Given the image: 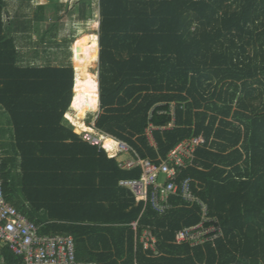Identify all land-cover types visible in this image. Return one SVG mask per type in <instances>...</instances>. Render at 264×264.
I'll list each match as a JSON object with an SVG mask.
<instances>
[{
  "label": "trees",
  "instance_id": "16d2710c",
  "mask_svg": "<svg viewBox=\"0 0 264 264\" xmlns=\"http://www.w3.org/2000/svg\"><path fill=\"white\" fill-rule=\"evenodd\" d=\"M98 6L101 111L93 126L156 163L183 138L202 134L194 165L177 181L191 179L223 236L193 247L174 243L177 230L200 221L198 205L171 196L172 207L158 213L119 184L138 179L141 168H120L64 123L73 67L18 66L0 0V105L22 173L18 190L8 158L2 160L6 199L41 232L72 235L78 260L264 264V0H98ZM87 33L76 36L75 48L89 45ZM149 125L156 147L146 138ZM147 226L158 254L137 240ZM1 256L22 261L3 240Z\"/></svg>",
  "mask_w": 264,
  "mask_h": 264
},
{
  "label": "built area",
  "instance_id": "2783aa9c",
  "mask_svg": "<svg viewBox=\"0 0 264 264\" xmlns=\"http://www.w3.org/2000/svg\"><path fill=\"white\" fill-rule=\"evenodd\" d=\"M175 105L170 103L169 113L174 114ZM165 112V111H161ZM82 138L91 144L107 150L99 137L83 132ZM202 135L191 136L180 141L166 156L157 163L149 158L135 157L118 160L120 168L130 169L135 166L141 168L138 179L120 180L119 184L130 188L135 198L148 200L155 211L163 212L170 207L168 197L178 194L187 204L196 203L200 209L201 219L194 225L183 226L176 231L174 243H188L190 246L213 242L223 236V230L218 219L207 213V204L195 196L190 189V180L176 182L177 168L184 167L193 157L196 147L202 145ZM117 153L129 151L131 148L125 142L117 140ZM108 152V150H107ZM140 182L141 186L131 187L127 182ZM140 187L144 189V197L138 198ZM138 190V191H137ZM134 230L137 222L131 223ZM0 240L8 244L10 250L21 257V262H7L2 256L0 264H98L96 261L78 260L75 242L70 234L43 233L40 226L31 220L26 213L19 210L6 199L2 181V159L0 158ZM144 250H151L158 254L157 239L149 227L137 238Z\"/></svg>",
  "mask_w": 264,
  "mask_h": 264
},
{
  "label": "crops",
  "instance_id": "0c3cea01",
  "mask_svg": "<svg viewBox=\"0 0 264 264\" xmlns=\"http://www.w3.org/2000/svg\"><path fill=\"white\" fill-rule=\"evenodd\" d=\"M14 1L15 0H4V11H3L2 16H3V21H4V30L8 33V36H10L15 43V47H16V51H17V57H16L17 65L18 66H35V67L36 66H69L70 64L68 63L69 62L68 55L65 56L63 54V52L59 51V47H60L59 45H61V44H60L59 39H58L59 33L57 31V28H56L58 22L53 20L54 13L50 12L49 10L44 8L46 5V3H45L46 0H44L43 4H36V5L29 4L28 1H26V0H22L19 5H16ZM24 1H26V5L24 4ZM14 5L16 7H18L20 5H24L26 9L24 11L23 10L20 11V9H16L13 11V10H11V8ZM31 5H33V6H31ZM30 7L33 9L34 12H33V15L29 17V16H27V12H28V8H30ZM41 10H42V13L38 14L37 12L41 11ZM51 15L53 18L50 17ZM6 20H7V22H6ZM96 96H97V100L99 102V95H96ZM169 107H170V104H169ZM174 114H175V109H174ZM174 114L173 115L171 114L172 119L174 118ZM2 116L7 119V121H8L7 123H9V125H10V128L12 130V137H13V129H12V124H11V120L9 118V115L0 105V117H2ZM91 126L93 128H95L93 125H91ZM169 127H172V123L169 124ZM153 128H154V126L149 125L145 129V134H146V138H147L149 144L152 145L153 147H156V141H155L153 133H152ZM96 131L103 134V136L112 137L108 134L101 132L100 130L96 129ZM93 135L96 136V134H93ZM199 135H202V134H199ZM100 136H102V135H100ZM194 136H196V135H194ZM97 137H99V136H97ZM81 138H82V136H81ZM112 138H114V137H112ZM187 138H190V136L185 137L182 140L187 139ZM99 139L102 140L100 137H99ZM114 139H116V138H114ZM178 143H176L170 150H172ZM12 145H13V147L11 149V150H13V151H11L12 154L11 153H4L3 156H5V158H8V166L7 167H8V171L11 175V179H12L11 182L16 187V189L19 190V188H21L20 187V181H21V176H22L21 167H20V156L18 155L14 144H12ZM196 148H195V150H196ZM105 151H106L108 157L115 158L117 160V162H118V160L130 159V158L135 157V152L132 148L129 151L120 152L118 154V156L116 155V157L110 156L109 153L107 152V150H105ZM168 153H167V155H168ZM164 158H166V157H164ZM195 158H196L195 152H193V157L191 158V160L184 167H178L177 168V177H178L179 171H181L182 169H185L189 166L194 165ZM161 159H163V158H161ZM227 170H229V168ZM177 177H176V182L178 183ZM186 179H189L191 182L190 178H185L184 180H186ZM184 180H182L180 183H182ZM180 183H178V184H180ZM141 189H142V192L140 190V194H139V191L137 190L138 191L137 193L139 194L138 198L144 197V189L143 188H141ZM191 192H192V190H191ZM19 194H20V192H19ZM171 196H179V195L178 194H172L168 197V203L170 204V207H168L167 209L172 207V204L169 202V199ZM144 201L149 203L148 200H144ZM190 205H192V204H190ZM150 206H151V204H150ZM151 208H152V206H151ZM167 209H165V210H167ZM158 213H162V212H158ZM40 215L43 218L46 217L44 212H40ZM147 227H149L150 230H152V228L150 226H147ZM147 227H144V229ZM143 230L141 233H143ZM141 233H140V235H141ZM191 247H193V246H191Z\"/></svg>",
  "mask_w": 264,
  "mask_h": 264
},
{
  "label": "rangeland",
  "instance_id": "374dc122",
  "mask_svg": "<svg viewBox=\"0 0 264 264\" xmlns=\"http://www.w3.org/2000/svg\"><path fill=\"white\" fill-rule=\"evenodd\" d=\"M22 0H15V4L19 5ZM28 1L29 4H43L44 0H26ZM26 1H24V4L26 5ZM81 2L84 3V6L82 9L81 7ZM23 3V2H22ZM46 5L45 9L49 10L50 12L54 13V18L52 15L50 17L53 18L56 22H58L56 28L58 31V39L61 45H59V51L63 52V54L66 56L68 55V60L70 66L73 67V71L75 74V69H74V57H75V43L74 40L76 36L81 33V32H89L85 35L84 41L89 42L88 46L89 49H91L92 52L98 53L99 51V46H98V38L96 37V33L98 34L99 31V19H100V14H99V6H98V0H46ZM31 5V6H33ZM62 5V6H60ZM20 9V11H24L26 8L24 5H20L16 7L15 5L11 8V10H16ZM44 9V10H45ZM84 13V17H81L79 15V12ZM33 9L30 7L28 8L27 16H32L33 15ZM46 12V11H45ZM38 14L42 13L41 11L37 12ZM44 14V13H43ZM97 21V26L95 27V23ZM7 22V20H6ZM62 41V42H61ZM98 68H99V60L95 62L93 65L92 69L96 73L97 78H98ZM75 80V77H74ZM74 89L76 90L75 87V81H74ZM84 90H86L88 96L91 94L94 95H99V88L98 84L96 86V90H92L89 88L87 85L83 84L81 86ZM74 90V92H75ZM73 91V90H72ZM97 97V96H96ZM84 105V100L81 101H76L74 99V93H73V101L71 103V106L68 108V111L66 112L64 116V123L67 126H72L74 130V126L72 125L70 118L71 114L74 113H79L81 110V107ZM100 107H99V102H98V109L94 112H86L85 116V122L89 125H93L94 121L97 117V115L100 112ZM7 119L5 117H0V158L3 160L5 158L4 153H11V150L13 145V137H12V130L10 128L9 123H7ZM76 128V127H75ZM77 130V128H76ZM80 133H77L75 130L74 132L77 133L80 136H83V132L77 130ZM117 153V152H116ZM12 154V153H11ZM140 193V192H139ZM17 197H21L19 193H17ZM16 199L17 197L14 196Z\"/></svg>",
  "mask_w": 264,
  "mask_h": 264
},
{
  "label": "bare ground",
  "instance_id": "6f19581e",
  "mask_svg": "<svg viewBox=\"0 0 264 264\" xmlns=\"http://www.w3.org/2000/svg\"><path fill=\"white\" fill-rule=\"evenodd\" d=\"M97 25V22L95 23V26ZM75 87L76 90L74 92V99L76 101H83L84 105L81 107V110L79 113L69 114L71 115L70 121L72 125H74L77 130L81 132H89L92 134H96V136H99L102 140L101 143L107 148L108 153L110 156H115L117 152V140L109 137V136H103V134L96 131L95 128H93L91 125L87 124L85 122V116L86 112H94L98 108V100L96 95L91 94L88 96L86 90L81 88L83 84L87 85L89 88H92V90H96V86L98 83V78L96 73L93 71L92 67L98 60V55L89 49L88 46L83 47H77L75 48ZM86 111V112H85ZM102 135V136H100ZM131 187H138L141 186L140 182H127ZM140 190L142 192V189L140 187ZM139 190V192H140ZM140 194V193H139Z\"/></svg>",
  "mask_w": 264,
  "mask_h": 264
},
{
  "label": "clouds",
  "instance_id": "9594fccd",
  "mask_svg": "<svg viewBox=\"0 0 264 264\" xmlns=\"http://www.w3.org/2000/svg\"><path fill=\"white\" fill-rule=\"evenodd\" d=\"M74 80V79H73Z\"/></svg>",
  "mask_w": 264,
  "mask_h": 264
}]
</instances>
